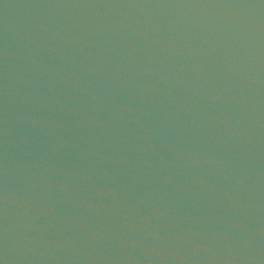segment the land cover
Listing matches in <instances>:
<instances>
[{
    "label": "water",
    "instance_id": "95a60500",
    "mask_svg": "<svg viewBox=\"0 0 264 264\" xmlns=\"http://www.w3.org/2000/svg\"><path fill=\"white\" fill-rule=\"evenodd\" d=\"M0 264H264V0H0Z\"/></svg>",
    "mask_w": 264,
    "mask_h": 264
}]
</instances>
